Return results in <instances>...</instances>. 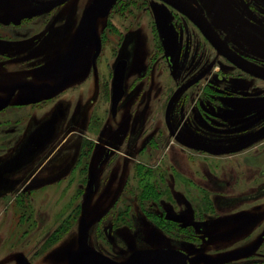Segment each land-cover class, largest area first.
<instances>
[{"label":"rangeland","instance_id":"obj_1","mask_svg":"<svg viewBox=\"0 0 264 264\" xmlns=\"http://www.w3.org/2000/svg\"><path fill=\"white\" fill-rule=\"evenodd\" d=\"M199 1L264 59L263 31L230 34L224 9ZM92 2L0 0V264H92L73 260L83 241L124 264L157 251L264 264V136L239 148L264 125V82L217 60L161 0L113 1L82 41Z\"/></svg>","mask_w":264,"mask_h":264},{"label":"water","instance_id":"obj_2","mask_svg":"<svg viewBox=\"0 0 264 264\" xmlns=\"http://www.w3.org/2000/svg\"><path fill=\"white\" fill-rule=\"evenodd\" d=\"M41 7H53L59 5L67 0H30ZM115 0H95L93 5L89 8L87 18L85 19V27L83 40L89 36L94 28L96 18L101 14L105 7L109 6ZM174 6L176 9L186 14L193 23L204 33L210 43L219 50L225 57L236 64L244 71L264 79V68L253 65L243 58L236 55L229 47L216 35L213 28L208 21L201 15L193 6L184 0H164ZM127 72V61L124 58H118L112 69L111 93H110V112L112 116L117 113L118 105L124 95V82ZM19 85H16V87ZM264 135V130L255 134L247 142L242 144L239 148L246 147L257 141ZM197 149H205L204 147L194 146ZM239 148H236L238 150ZM87 197L94 191V173L89 174L88 183L86 187ZM86 256L88 261L92 264H124L118 262L100 251L87 245L84 241L78 252L74 255L73 260L76 261L81 256ZM128 264H183V262L173 253L168 251L157 252H142L136 255Z\"/></svg>","mask_w":264,"mask_h":264},{"label":"flooded vegetation","instance_id":"obj_3","mask_svg":"<svg viewBox=\"0 0 264 264\" xmlns=\"http://www.w3.org/2000/svg\"><path fill=\"white\" fill-rule=\"evenodd\" d=\"M3 1L7 2L8 0H3ZM161 1L163 3H165L173 12H175L177 15H179L180 19H182L184 21L185 26L188 23L194 28L196 35H198L197 39L209 46V48L212 50L213 54H215L218 57L217 60L218 59L225 60L227 62V64L232 66L236 71L242 73L246 77L264 82L263 78L256 77V76L244 71L243 69L238 67L236 64H234L232 61H230L227 57H225L219 50H217L210 43V41L206 38L204 33L198 28V26L195 23H193V21L190 20V18L186 14L182 13L181 11H179L178 9H176L174 6L167 3L166 1H164V0H161ZM184 1H186L191 6H193L201 15H203L205 17V19L208 21L209 25L213 28L216 35L225 43V45L227 47H229L231 49L232 52H234L239 57L243 58L245 61H247L253 65H256L258 67L264 68V59L254 58L252 55H250L246 52H243L241 49L237 48L235 45H233L226 38V36L222 32V30H224V27H218L214 23V21L212 20L211 16L208 13V11L205 9L204 4L201 1H199V0H184ZM214 1H215V4L217 5V6H215V8L224 9V11L222 12L223 17L226 20H228L230 23H232V25H233V31H231V28L226 29L229 31L230 34L231 33L234 34L237 32L241 36H243L246 40H248L250 42H255V43L260 42V39L258 38V36L256 34L260 33V31L264 32V0H214ZM32 3H34V2H32ZM34 4H36V3H34ZM37 5H39V4H37ZM226 8H228V9L226 10ZM259 48H261L260 51H259ZM162 51H164V50H162ZM258 51L261 54H263V56H264V48L263 47H258ZM164 52H165V54L171 53V47L167 46L165 48ZM120 58L126 59L127 67H128L129 66L128 58H125V57H120ZM165 59L168 61L169 58L165 56ZM126 77H127V72H126ZM125 81H126V78H125ZM151 81H152V83L157 82L155 77H152ZM17 85H20V84H17ZM161 88L162 87H160V90H161ZM124 89H125V82H124ZM153 90L155 91L154 97H153V99H155L154 100V102H155L159 97L158 95L160 93V90H157L155 87H151V91H150L151 95L153 94ZM125 92H126V90H125ZM125 92H124L123 97L126 94ZM172 93L170 94L169 97H171ZM263 130H264V125L261 129L257 130L250 138H252L255 134H257L258 132L263 131Z\"/></svg>","mask_w":264,"mask_h":264},{"label":"bare ground","instance_id":"obj_4","mask_svg":"<svg viewBox=\"0 0 264 264\" xmlns=\"http://www.w3.org/2000/svg\"><path fill=\"white\" fill-rule=\"evenodd\" d=\"M156 3L158 4V7H159V9H160L161 11H163V10L165 9V6H164V5L160 6V5H161L160 3H158V2H156ZM92 5H93V2H92V4H91V6H92ZM91 6H90V7H91ZM108 7H109V6L105 7L104 10L107 9ZM104 10H103V11H104ZM103 11L101 12V14L103 13ZM101 14H100V15H101ZM95 22H96V20H95ZM131 52H132V51H131ZM132 54H133V53H132ZM129 65H130V63H129ZM133 65H134V64H133ZM127 68H129V66H128ZM127 70H128V69H127ZM116 114H117V113H116Z\"/></svg>","mask_w":264,"mask_h":264}]
</instances>
